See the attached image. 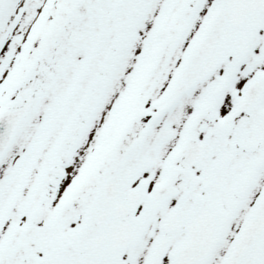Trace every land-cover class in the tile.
<instances>
[{
    "label": "snow or ice",
    "instance_id": "snow-or-ice-1",
    "mask_svg": "<svg viewBox=\"0 0 264 264\" xmlns=\"http://www.w3.org/2000/svg\"><path fill=\"white\" fill-rule=\"evenodd\" d=\"M0 264H264V0H0Z\"/></svg>",
    "mask_w": 264,
    "mask_h": 264
}]
</instances>
